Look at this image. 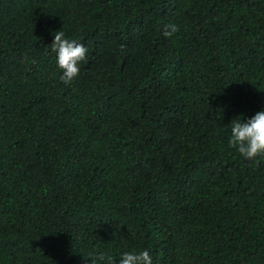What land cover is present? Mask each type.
Wrapping results in <instances>:
<instances>
[{"label":"trees","instance_id":"16d2710c","mask_svg":"<svg viewBox=\"0 0 264 264\" xmlns=\"http://www.w3.org/2000/svg\"><path fill=\"white\" fill-rule=\"evenodd\" d=\"M259 111L264 0H0V264H264V156L229 146Z\"/></svg>","mask_w":264,"mask_h":264},{"label":"clouds","instance_id":"9594fccd","mask_svg":"<svg viewBox=\"0 0 264 264\" xmlns=\"http://www.w3.org/2000/svg\"><path fill=\"white\" fill-rule=\"evenodd\" d=\"M179 31L177 24H165L163 35L171 37ZM49 45L51 53L56 55L58 68L62 70L61 81L66 85L70 84L79 75V64L86 60L88 49L83 43L66 38L63 31H56L54 40ZM231 125L230 147L236 148L248 160L264 156V111L257 112L247 122L233 120ZM88 257H91V264H115L112 257L102 251ZM118 264H152V257L148 250L138 253L126 251L121 254Z\"/></svg>","mask_w":264,"mask_h":264}]
</instances>
